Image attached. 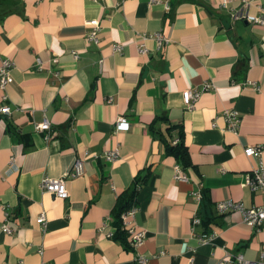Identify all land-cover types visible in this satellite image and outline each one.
<instances>
[{
	"label": "crops",
	"instance_id": "0c3cea01",
	"mask_svg": "<svg viewBox=\"0 0 264 264\" xmlns=\"http://www.w3.org/2000/svg\"><path fill=\"white\" fill-rule=\"evenodd\" d=\"M249 1L231 0L227 8L223 0L9 1L0 12V65L14 63L13 81L0 87V109L11 108L0 110V264L261 257L264 225L256 230L241 211L218 210L224 200L246 208L264 200L245 184L264 164V24L232 16L261 14L264 0ZM92 19L100 21L98 40L89 35ZM187 89L200 92L193 108ZM228 110L240 113L236 129ZM162 116L184 127L193 162L185 170L150 127ZM45 119L50 131L37 128ZM247 147L261 154L249 156ZM111 151L118 152L113 160ZM77 160L82 173L73 176ZM146 169L152 175L130 219L146 237L129 250L113 237L111 213ZM44 177L64 178L68 198L45 191ZM202 189L211 197L203 210L212 218L208 233L193 224ZM6 222L13 233L2 230Z\"/></svg>",
	"mask_w": 264,
	"mask_h": 264
},
{
	"label": "built area",
	"instance_id": "2783aa9c",
	"mask_svg": "<svg viewBox=\"0 0 264 264\" xmlns=\"http://www.w3.org/2000/svg\"><path fill=\"white\" fill-rule=\"evenodd\" d=\"M231 0H223V7L227 8L230 4ZM246 1V4H251V1ZM259 9L261 10V14L255 15L251 14L248 11L244 10L239 13H233V19H246L252 23L264 24V6L258 5ZM88 24L92 27V31L90 32V38L98 40L99 32H100V21L98 19H92L88 21ZM158 37L161 41L165 40L162 34H158ZM145 51L144 49H141ZM14 67V63L9 59H4L2 64L0 65V87L5 88L9 83L13 81V77L11 75L12 68ZM210 88V85L206 84V89ZM200 96L199 91H193L191 89H187L183 92V97L185 103L189 108H193L196 104L197 99ZM2 113L9 114L11 112V108L7 105L1 107ZM227 117L229 121V125L231 128L236 129L238 128L241 118L240 113L237 110H228ZM128 125V121L125 117H120L118 120V127L124 128ZM37 128L42 131H50L52 128V124L49 120L45 119L41 123H38ZM50 137V133L47 135V138ZM246 154L251 155H260L261 150L259 147H247L245 150ZM118 156L117 151H111L107 154V158L109 160H113ZM82 173V161L77 160L74 165V170L72 171L73 176H78ZM177 179L187 180V176L178 171L176 175ZM248 187L251 188L254 192H261L264 196V164L261 163L260 166L253 170L252 173L247 174L246 183ZM42 188L55 195L58 198L66 199L69 196L68 188L66 185V180L64 178H50L44 177L42 180ZM197 197L199 201H201L202 194L197 193ZM138 208L133 207L126 213H124V224L126 229L130 234V240L132 244L137 247L139 246L145 239L146 234L144 231H138L132 224L131 218L137 212ZM218 210L220 212H227V211H241L244 216V221L252 226L254 229L259 230L264 225V200L263 203L255 205L251 208L244 207L241 203L233 201V200H224L218 203ZM46 217L45 215H41L39 218V222H45ZM194 227L196 225L201 224V218L199 216L194 217L193 219ZM2 230L8 234L14 232L13 228L9 225V222H6L2 225ZM210 237L208 235H202L201 240L207 241ZM140 262L144 263L145 258L142 256L139 258ZM44 264H51V263H44ZM218 264H264V250L261 253V257L259 259L251 260L244 257V255L239 254L235 257H227L223 259Z\"/></svg>",
	"mask_w": 264,
	"mask_h": 264
},
{
	"label": "trees",
	"instance_id": "16d2710c",
	"mask_svg": "<svg viewBox=\"0 0 264 264\" xmlns=\"http://www.w3.org/2000/svg\"><path fill=\"white\" fill-rule=\"evenodd\" d=\"M9 1L10 0H0V12L4 13L6 10H9ZM159 120H163L167 124L165 130L157 126ZM150 127L164 142L166 154L174 156L183 170L193 164L190 150L185 141V130L182 123H175L171 121L168 116H162L155 118ZM9 129L10 131H15V128L11 125ZM151 175L152 172L150 169L139 172L135 176L132 184L118 195L116 204L111 213L112 224L116 228L113 237L129 250H134L135 246L130 240V234L125 227L123 216L124 213L133 207H137L140 190L148 183ZM201 193V209L198 215L201 218V225L204 227L205 233H208L212 218L204 216L203 210L211 205V197L207 189H202Z\"/></svg>",
	"mask_w": 264,
	"mask_h": 264
}]
</instances>
